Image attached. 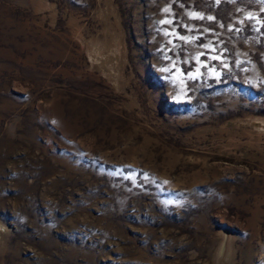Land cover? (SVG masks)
<instances>
[{"label":"rangeland","instance_id":"374dc122","mask_svg":"<svg viewBox=\"0 0 264 264\" xmlns=\"http://www.w3.org/2000/svg\"><path fill=\"white\" fill-rule=\"evenodd\" d=\"M0 264H264V0H0Z\"/></svg>","mask_w":264,"mask_h":264},{"label":"snow or ice","instance_id":"6c2138e0","mask_svg":"<svg viewBox=\"0 0 264 264\" xmlns=\"http://www.w3.org/2000/svg\"><path fill=\"white\" fill-rule=\"evenodd\" d=\"M165 11H168V9H165ZM191 15H192L194 18L198 16L197 13H191ZM199 18L203 19V17H199ZM209 19H212V17H209ZM167 22H168V23H171V21H167Z\"/></svg>","mask_w":264,"mask_h":264}]
</instances>
